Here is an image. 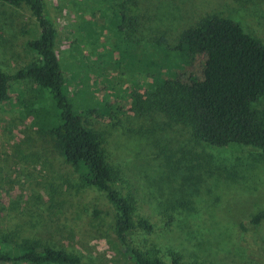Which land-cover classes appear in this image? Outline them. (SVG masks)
Listing matches in <instances>:
<instances>
[{
	"label": "rangeland",
	"instance_id": "obj_1",
	"mask_svg": "<svg viewBox=\"0 0 264 264\" xmlns=\"http://www.w3.org/2000/svg\"><path fill=\"white\" fill-rule=\"evenodd\" d=\"M45 2L67 95L84 126L98 134L134 205L132 218L154 226L134 230L131 246L167 264L172 255L182 264H264V223H249L264 211L260 151L197 143L189 129L158 112H130L127 99L149 82L119 56L161 39L173 48L184 30L212 16L237 23L264 45V0H130L125 24L115 13L118 0ZM86 21L91 25L83 30ZM121 33L131 45L121 42ZM38 34L27 6L0 1V70L13 74L39 62L26 47ZM199 65L198 58L193 68ZM40 108L54 111L51 96L28 79L12 81L0 103V231L63 249L84 264H132L114 238L115 209L106 194L84 185L34 125L31 109ZM253 108L264 116V98Z\"/></svg>",
	"mask_w": 264,
	"mask_h": 264
},
{
	"label": "trees",
	"instance_id": "obj_2",
	"mask_svg": "<svg viewBox=\"0 0 264 264\" xmlns=\"http://www.w3.org/2000/svg\"><path fill=\"white\" fill-rule=\"evenodd\" d=\"M0 1L14 7L27 6L39 28L38 36L26 42L27 49L39 56V62L13 74L0 70V103L8 99L14 80L28 79L47 90L54 111L47 110L50 107L31 109L34 125L50 136L54 147L78 172L84 185L106 194L115 209L111 220L114 238L132 264H167L131 246L134 230L152 231L154 226L146 219L132 218L134 205L122 194L120 180L107 163L98 134L84 126L83 114L75 110L67 95V81L55 50L57 30L45 0ZM118 1L119 10L115 13L125 24L131 19L127 15L130 0ZM90 25L86 21L83 30ZM121 38V42L131 45L128 36L121 33ZM165 45L161 39L143 51L121 50L119 56L129 59L149 82L144 93L134 92L127 99L129 111L138 116L158 112L189 129L197 143L220 148L252 147L260 151L264 160V116L253 108L254 103L264 98V45L237 23L217 16L204 18L195 27L184 30L175 47ZM198 58L200 65L194 69ZM39 119L46 124L40 125ZM93 214L96 218L103 217L97 210ZM249 223L256 227L264 223V211L254 215ZM181 261L172 255L169 263L182 264ZM0 264L84 263L63 249L31 239L16 240L0 231Z\"/></svg>",
	"mask_w": 264,
	"mask_h": 264
}]
</instances>
